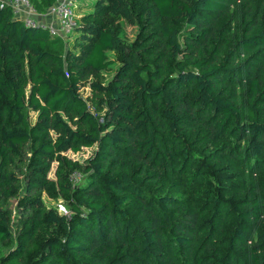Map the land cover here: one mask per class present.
I'll return each mask as SVG.
<instances>
[{
	"label": "trees",
	"instance_id": "trees-1",
	"mask_svg": "<svg viewBox=\"0 0 264 264\" xmlns=\"http://www.w3.org/2000/svg\"><path fill=\"white\" fill-rule=\"evenodd\" d=\"M61 43L0 0V264H264V0H92Z\"/></svg>",
	"mask_w": 264,
	"mask_h": 264
},
{
	"label": "built area",
	"instance_id": "built-area-1",
	"mask_svg": "<svg viewBox=\"0 0 264 264\" xmlns=\"http://www.w3.org/2000/svg\"><path fill=\"white\" fill-rule=\"evenodd\" d=\"M8 2L16 17L20 18L26 26H40L47 28L52 36L59 37L62 40L69 38L77 26V14L75 12V0H56L43 16H49V23L32 17L31 13L35 11L29 4L28 0H5ZM80 178L79 173L71 176L72 181Z\"/></svg>",
	"mask_w": 264,
	"mask_h": 264
},
{
	"label": "rangeland",
	"instance_id": "rangeland-1",
	"mask_svg": "<svg viewBox=\"0 0 264 264\" xmlns=\"http://www.w3.org/2000/svg\"><path fill=\"white\" fill-rule=\"evenodd\" d=\"M92 0H75L74 4H75V12L77 14V16H79L82 13H85L86 11L89 10V4L91 3ZM118 28H119V35L129 41L133 40L135 37V32H136V28L134 26L128 25L122 21L118 22ZM72 36L73 34L67 38V39H63L62 43H61V47L66 49L69 46L70 41L72 40ZM110 58L113 60V67L116 66V60H114L113 56H110ZM83 93H87V89L84 88L83 89ZM92 148L86 147L84 148L82 151L73 153L71 151L67 152V155L69 157H71L74 160H78V161H84L86 159V157L91 153ZM55 166V164H53V167ZM50 177H53V169L51 170V172L49 173ZM42 200L44 202V204L47 207H51L56 209V211L58 213H63V214H69V210L66 206V202L64 201V199L62 197H60L58 194H54V195H49L48 193L43 192L42 193ZM11 206H14L15 204V200H11ZM5 251V248L1 247L0 248V254H3Z\"/></svg>",
	"mask_w": 264,
	"mask_h": 264
},
{
	"label": "crops",
	"instance_id": "crops-1",
	"mask_svg": "<svg viewBox=\"0 0 264 264\" xmlns=\"http://www.w3.org/2000/svg\"><path fill=\"white\" fill-rule=\"evenodd\" d=\"M29 15H31L32 17H34V18H36V19L43 20V21H45V22H47V23H49V22L51 21V19H50L49 16H43L42 14H39V13H36V12L31 13V14H29Z\"/></svg>",
	"mask_w": 264,
	"mask_h": 264
}]
</instances>
